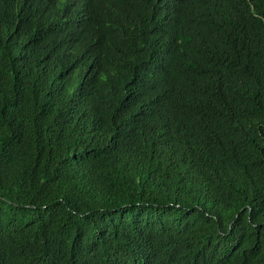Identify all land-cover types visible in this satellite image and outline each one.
Returning a JSON list of instances; mask_svg holds the SVG:
<instances>
[{"label":"trees","instance_id":"trees-1","mask_svg":"<svg viewBox=\"0 0 264 264\" xmlns=\"http://www.w3.org/2000/svg\"><path fill=\"white\" fill-rule=\"evenodd\" d=\"M0 264H264V0H0Z\"/></svg>","mask_w":264,"mask_h":264}]
</instances>
